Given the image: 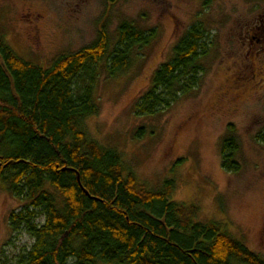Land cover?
I'll list each match as a JSON object with an SVG mask.
<instances>
[{
  "label": "trees",
  "instance_id": "obj_1",
  "mask_svg": "<svg viewBox=\"0 0 264 264\" xmlns=\"http://www.w3.org/2000/svg\"><path fill=\"white\" fill-rule=\"evenodd\" d=\"M155 36V29L122 21L110 46L102 25L91 44L42 68L0 35V184L23 203L10 213V229L33 240L0 264H264L218 222L196 221V204L171 200L173 180L149 189L116 148L87 134L86 121L98 113L99 68L109 78L126 73ZM210 46L203 26H191L154 71L136 114L153 116L190 94ZM229 130L221 164L236 172L237 142ZM257 140L264 143V129Z\"/></svg>",
  "mask_w": 264,
  "mask_h": 264
},
{
  "label": "rangeland",
  "instance_id": "obj_2",
  "mask_svg": "<svg viewBox=\"0 0 264 264\" xmlns=\"http://www.w3.org/2000/svg\"><path fill=\"white\" fill-rule=\"evenodd\" d=\"M122 21L155 29L156 36L126 73L109 78L99 68L98 113L86 121L87 134L116 148L149 189L173 180L171 200L196 204V221L218 222L264 259V143L257 140L264 129V0H0V35L20 58L42 68L91 44L102 25L112 46ZM198 23L211 45L199 84L169 109L137 115L134 105L154 71ZM229 126L236 172L221 164ZM22 205L0 184V260L12 261L32 245L23 230L9 227L10 213Z\"/></svg>",
  "mask_w": 264,
  "mask_h": 264
},
{
  "label": "water",
  "instance_id": "obj_3",
  "mask_svg": "<svg viewBox=\"0 0 264 264\" xmlns=\"http://www.w3.org/2000/svg\"><path fill=\"white\" fill-rule=\"evenodd\" d=\"M63 170H65V169H63ZM77 180H78V183H79V178H77ZM83 192H84L86 195H88V193H87L85 190H83Z\"/></svg>",
  "mask_w": 264,
  "mask_h": 264
}]
</instances>
